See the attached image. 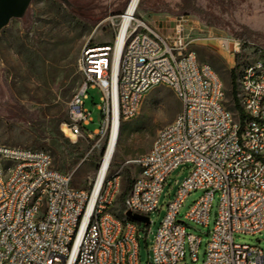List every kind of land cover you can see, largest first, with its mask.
<instances>
[{
	"label": "built area",
	"instance_id": "built-area-1",
	"mask_svg": "<svg viewBox=\"0 0 264 264\" xmlns=\"http://www.w3.org/2000/svg\"><path fill=\"white\" fill-rule=\"evenodd\" d=\"M120 17L112 20L118 29L111 42L86 45L77 58L81 84L60 126L63 135L77 142L100 134L109 143L158 85L174 90L182 110L158 130L148 152L128 161L139 171L118 212V173L107 172L100 184L97 174L89 189L75 187L73 172L56 168L49 151L0 143V264H179L187 242L197 261L201 236L187 232L180 212L198 189L204 193L185 218L205 226L219 194L203 264H264L260 245L235 241L238 233L264 231V48L240 72L236 96L242 111L236 117L220 74L200 60L196 46L215 44L236 56L242 40L203 32L184 15L163 36L134 17L117 59ZM90 90L101 93V127L93 131L86 128L94 122L86 106ZM182 164L192 171L169 201L144 263L142 223L127 212L150 217L169 175Z\"/></svg>",
	"mask_w": 264,
	"mask_h": 264
},
{
	"label": "rangeland",
	"instance_id": "rangeland-1",
	"mask_svg": "<svg viewBox=\"0 0 264 264\" xmlns=\"http://www.w3.org/2000/svg\"><path fill=\"white\" fill-rule=\"evenodd\" d=\"M179 1L144 0L135 18L145 21L163 36L171 32L176 19L183 15L189 18L190 26L203 32L235 38L243 36L238 57L215 44L196 46L200 60L210 63L220 74L227 91L226 104L239 117L241 110L236 107L233 89L235 86L237 93L243 66L253 61L259 55V49L264 48V0H200L204 8L220 18L219 25L203 21L195 12L185 14L177 10ZM128 2L32 0L22 17L13 18L0 31V143L49 151L56 168L73 172L75 187L89 189L92 186L108 145L100 134L72 142L57 131L67 119L69 103L81 84L77 58L86 45L107 44L114 39L118 29L114 22L120 21ZM235 66L233 86L231 70ZM89 97L86 106L93 112L94 122L86 128L93 131L101 127L102 117L97 107L101 93L90 90ZM22 109L28 114L25 115ZM181 110L182 103L174 90L167 85H158L145 96L139 114L122 122L117 151L108 170V175H120L122 192L128 184L125 171L129 170L132 179L139 171L136 164L128 161L148 152L158 130L172 122ZM27 115L30 119L24 117ZM191 171V164H182L172 171L161 194L159 209L150 215L151 223H142L144 263L149 259L169 201ZM203 193L202 189L192 191L180 212V219L187 223V232L201 236L198 260L193 261L187 242L186 257L179 264H203L205 260L209 232L218 212L219 194L216 193L212 202L209 225L185 218ZM120 207L119 196L114 210L118 212ZM235 241L257 244L264 249V231L238 233Z\"/></svg>",
	"mask_w": 264,
	"mask_h": 264
},
{
	"label": "trees",
	"instance_id": "trees-1",
	"mask_svg": "<svg viewBox=\"0 0 264 264\" xmlns=\"http://www.w3.org/2000/svg\"><path fill=\"white\" fill-rule=\"evenodd\" d=\"M143 2H144V0H141L140 4H142ZM176 9L181 11V12H183V13H185V14H188L190 12H195V13H197L199 15V17L203 21H205L207 23L217 24V25H219L221 23L220 22V18L218 16H216L210 10L204 8L203 5L201 4L200 0H180L178 3H176ZM237 38L242 40L243 36L237 35ZM237 57H238V55H237ZM235 72H236V66L234 68H232V70H231V78H232L233 86H234V83H235ZM233 96H234V99H235L236 107H238L242 111V108H241V106H240V104L238 103V100H237V96H236V92H235V86H234V89H233ZM22 112L25 115L28 114L24 109H22ZM24 117L27 118V119L28 118L30 119L29 115L24 116ZM34 121L36 122V120H34ZM35 125H37V124H35ZM37 127H39V125H37ZM57 131L58 132L60 131V133L63 135L61 129L59 130V128H58ZM125 175L128 177V184H127V187L125 188V190L120 195L121 206H122V204L124 202L126 194L128 193V191L131 188L132 183H133V179L131 178L129 170L125 171ZM145 242L147 243L146 238H145Z\"/></svg>",
	"mask_w": 264,
	"mask_h": 264
},
{
	"label": "bare ground",
	"instance_id": "bare-ground-1",
	"mask_svg": "<svg viewBox=\"0 0 264 264\" xmlns=\"http://www.w3.org/2000/svg\"><path fill=\"white\" fill-rule=\"evenodd\" d=\"M141 0H129L128 5L126 7L125 12L122 14V28H121V34L117 43V59H119L120 51H121V41L122 36L127 28V26L130 24V22L135 17V14L137 12V9L140 5ZM118 138H119V132L116 131L113 133L111 140L109 141L106 151L103 155V159L100 164V169L98 171V184L102 182L105 175L107 174L111 162L115 156V153L117 151V145H118Z\"/></svg>",
	"mask_w": 264,
	"mask_h": 264
},
{
	"label": "water",
	"instance_id": "water-1",
	"mask_svg": "<svg viewBox=\"0 0 264 264\" xmlns=\"http://www.w3.org/2000/svg\"><path fill=\"white\" fill-rule=\"evenodd\" d=\"M32 0H0V31L13 19L22 17ZM128 218L143 224L150 223V217L127 212Z\"/></svg>",
	"mask_w": 264,
	"mask_h": 264
}]
</instances>
